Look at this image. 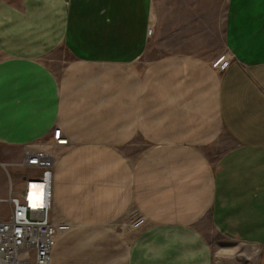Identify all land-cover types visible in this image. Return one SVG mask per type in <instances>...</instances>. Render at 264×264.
<instances>
[{
  "label": "crops",
  "instance_id": "1",
  "mask_svg": "<svg viewBox=\"0 0 264 264\" xmlns=\"http://www.w3.org/2000/svg\"><path fill=\"white\" fill-rule=\"evenodd\" d=\"M55 126L51 264H264V0H0V163Z\"/></svg>",
  "mask_w": 264,
  "mask_h": 264
},
{
  "label": "built area",
  "instance_id": "2",
  "mask_svg": "<svg viewBox=\"0 0 264 264\" xmlns=\"http://www.w3.org/2000/svg\"><path fill=\"white\" fill-rule=\"evenodd\" d=\"M231 60L225 54L213 66L223 71ZM40 143L25 146L21 161L0 163L8 183L7 196L0 198V264H51L57 235L65 230L52 219L53 180L55 150L68 139L55 126ZM14 168L25 171L18 181Z\"/></svg>",
  "mask_w": 264,
  "mask_h": 264
},
{
  "label": "rangeland",
  "instance_id": "3",
  "mask_svg": "<svg viewBox=\"0 0 264 264\" xmlns=\"http://www.w3.org/2000/svg\"><path fill=\"white\" fill-rule=\"evenodd\" d=\"M222 29H218L219 31V41H220V32ZM221 54L225 55L226 51H221ZM221 55V56H223ZM70 56L69 54L64 50V48H60L57 51H55L54 53H52L49 57H47L45 59V63L47 64V66L55 73V75L57 76V78L59 79L61 72L63 71L65 65L69 62L70 60ZM53 131V130H52ZM52 135V132H51ZM51 137V136H50ZM49 139L48 137L43 138L41 141L47 140ZM37 142L31 146H35V145H39L41 144L40 142ZM3 147L0 145V151ZM24 147H21V151H23ZM5 158L7 160H15V162H19L21 161V159H19L17 157V152H7L5 153ZM5 159V160H6ZM1 161V160H0ZM25 171H21L19 169H12V173L15 174V178L18 181L19 180V176L21 174H23ZM8 194V183H7V178H6V174L5 171L3 169V167L0 165V198H3L5 196H7ZM4 206L0 204V208H3ZM138 215L135 212H129L127 213V215H125V217L119 221L116 225L115 228L118 229L121 233H123L124 235H126L127 237H131L133 235V231H134V225L135 222L137 221ZM218 246H225L226 244L219 241V239L217 240ZM244 253L245 251L242 250L241 248H239L238 254L236 256L237 262L238 264H255L254 263V258L253 260H247L246 258H244Z\"/></svg>",
  "mask_w": 264,
  "mask_h": 264
},
{
  "label": "bare ground",
  "instance_id": "4",
  "mask_svg": "<svg viewBox=\"0 0 264 264\" xmlns=\"http://www.w3.org/2000/svg\"><path fill=\"white\" fill-rule=\"evenodd\" d=\"M31 148H34V147H31Z\"/></svg>",
  "mask_w": 264,
  "mask_h": 264
}]
</instances>
